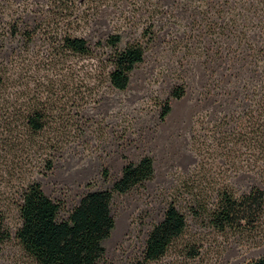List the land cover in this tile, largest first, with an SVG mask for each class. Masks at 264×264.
I'll return each mask as SVG.
<instances>
[{"label": "rangeland", "instance_id": "1", "mask_svg": "<svg viewBox=\"0 0 264 264\" xmlns=\"http://www.w3.org/2000/svg\"><path fill=\"white\" fill-rule=\"evenodd\" d=\"M66 34L92 53L52 59V40ZM114 34L118 49L144 51L124 90L108 78ZM0 51L26 95L54 101L46 130L2 153L0 224L15 233L31 181L67 218L87 192L114 191L126 164L150 156L152 177L114 192L100 264L137 263L172 201L187 230L148 264H245L264 254V201L251 225L223 232L209 219L223 191L264 192V0H0ZM0 264L35 263L13 236L0 243Z\"/></svg>", "mask_w": 264, "mask_h": 264}, {"label": "trees", "instance_id": "2", "mask_svg": "<svg viewBox=\"0 0 264 264\" xmlns=\"http://www.w3.org/2000/svg\"><path fill=\"white\" fill-rule=\"evenodd\" d=\"M33 33L30 32V40ZM120 40L121 35L114 34L107 41L116 48L110 56L112 68L108 78L115 88L124 90L129 85L130 73L143 61L144 51L136 45L118 49ZM52 44V59H57L63 51L83 56L92 53L85 38L71 34L53 39ZM1 54L2 51L0 57ZM3 63L0 62V161L4 157L2 153L27 147L30 137L45 131L54 117L50 94L26 95L18 84L20 75L7 72ZM57 63L47 62L50 66ZM181 95V90H175V97ZM153 174L154 162L150 156L126 164L114 191L87 192L67 218L60 216L61 203L48 196L39 182L31 181L21 193V224L15 233L0 224V243L14 236L35 264H100L106 254L104 242L115 227L111 211L114 192L125 193ZM261 201H264V192L258 189L240 197L223 191L216 208L209 213L211 226L224 232L240 227L243 221L251 225ZM187 226L186 216L176 202L169 203L163 218L149 231L143 256L135 264H148L162 258L185 234ZM245 264H264V254Z\"/></svg>", "mask_w": 264, "mask_h": 264}]
</instances>
